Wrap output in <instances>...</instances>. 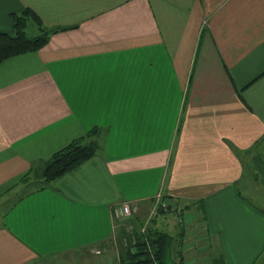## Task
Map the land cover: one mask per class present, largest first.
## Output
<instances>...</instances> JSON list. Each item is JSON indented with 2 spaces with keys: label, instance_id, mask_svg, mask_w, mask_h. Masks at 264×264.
<instances>
[{
  "label": "crops",
  "instance_id": "obj_1",
  "mask_svg": "<svg viewBox=\"0 0 264 264\" xmlns=\"http://www.w3.org/2000/svg\"><path fill=\"white\" fill-rule=\"evenodd\" d=\"M24 8L65 29L0 62V264H122L158 194L164 264H264L235 187L261 168L264 0H0V32ZM93 127L95 154L45 181Z\"/></svg>",
  "mask_w": 264,
  "mask_h": 264
},
{
  "label": "trees",
  "instance_id": "obj_2",
  "mask_svg": "<svg viewBox=\"0 0 264 264\" xmlns=\"http://www.w3.org/2000/svg\"><path fill=\"white\" fill-rule=\"evenodd\" d=\"M11 19L13 31L11 33L0 32V62L18 54L37 51L47 43L50 33L65 29L64 27L45 29L40 17L30 8H24L19 13H12ZM30 21L37 26L38 31L32 36L25 31ZM96 132L97 127H93L80 138L70 141L55 151L44 165L42 178L45 181L54 180L92 157L98 148L97 142L93 139ZM161 197L159 195L158 199L154 198L157 207L143 224L128 227L130 243L124 246L125 251L120 258L122 264H164L163 256L170 237L166 232L150 227L151 221L156 216L155 212L166 211L171 205L168 200ZM194 204L199 203L196 201ZM181 219L182 217L179 220L180 224L183 223ZM122 241L128 240L123 239Z\"/></svg>",
  "mask_w": 264,
  "mask_h": 264
},
{
  "label": "rangeland",
  "instance_id": "obj_3",
  "mask_svg": "<svg viewBox=\"0 0 264 264\" xmlns=\"http://www.w3.org/2000/svg\"><path fill=\"white\" fill-rule=\"evenodd\" d=\"M36 29L37 26L30 21L28 22L25 31L28 35L32 36L36 34ZM252 154L257 156V162L260 164L262 170L260 168V170L255 171L251 165V160L248 161V164L250 165L245 167L242 178L236 183V192L248 202L252 203L254 207L264 211V141L257 145V147L251 152V155ZM252 162L255 164V161ZM252 172H254V175ZM180 225L183 226L184 224L181 223ZM263 256L264 255H262V258Z\"/></svg>",
  "mask_w": 264,
  "mask_h": 264
},
{
  "label": "built area",
  "instance_id": "obj_4",
  "mask_svg": "<svg viewBox=\"0 0 264 264\" xmlns=\"http://www.w3.org/2000/svg\"><path fill=\"white\" fill-rule=\"evenodd\" d=\"M158 197H159V194L158 195H156V199H158ZM127 207V206H126ZM124 208V206H122V208L121 209H119V212H118V214H122V215H124L123 213L125 212V213H127V211H128V207L127 208ZM121 216V215H120ZM95 252L96 253H98L99 251L98 250H95Z\"/></svg>",
  "mask_w": 264,
  "mask_h": 264
}]
</instances>
